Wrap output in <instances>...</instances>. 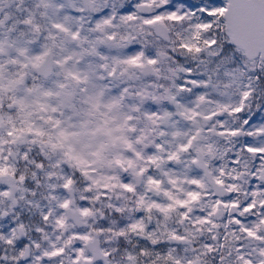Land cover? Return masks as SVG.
Returning a JSON list of instances; mask_svg holds the SVG:
<instances>
[{
	"label": "snow or ice",
	"instance_id": "obj_1",
	"mask_svg": "<svg viewBox=\"0 0 264 264\" xmlns=\"http://www.w3.org/2000/svg\"><path fill=\"white\" fill-rule=\"evenodd\" d=\"M0 264H264V0H0Z\"/></svg>",
	"mask_w": 264,
	"mask_h": 264
}]
</instances>
